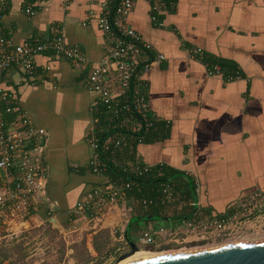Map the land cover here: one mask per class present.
Wrapping results in <instances>:
<instances>
[{
    "label": "crops",
    "instance_id": "crops-1",
    "mask_svg": "<svg viewBox=\"0 0 264 264\" xmlns=\"http://www.w3.org/2000/svg\"><path fill=\"white\" fill-rule=\"evenodd\" d=\"M104 2L110 5L113 0H10L2 26L15 43H23L45 39L50 28L59 25L67 43L79 45L95 62L108 45L97 20ZM151 5L137 0L124 23L167 57L144 77L151 112L169 122L170 132L164 140L141 144V159L185 170L196 179L203 212L227 211L236 198L264 190V0H176L173 12L164 11V26L152 21ZM187 44L232 60L248 78L225 82L221 76L209 75L202 62L187 57ZM35 60L36 75L12 67L3 85L35 125L48 131L49 183L34 202L35 214L44 225L48 216L65 220L82 190L102 187L110 179L90 170L80 176L68 168L88 164L94 150L89 145L90 155L83 157L82 137L93 129L92 112L98 101L87 81L89 67L47 53L37 54ZM126 202L92 219L60 223L59 234L65 238L76 229L73 224L95 222L90 226L94 230L89 248L93 236L104 228L117 241L114 230L120 228L115 225L127 217ZM68 252L73 253V248Z\"/></svg>",
    "mask_w": 264,
    "mask_h": 264
},
{
    "label": "built area",
    "instance_id": "built-area-1",
    "mask_svg": "<svg viewBox=\"0 0 264 264\" xmlns=\"http://www.w3.org/2000/svg\"><path fill=\"white\" fill-rule=\"evenodd\" d=\"M136 1L113 0L110 5L104 2L97 20L98 26L108 36V45L103 57L91 62L79 45L67 43L64 31L59 25L52 26L50 36L45 39L15 43L2 26V18L10 0H0V220L7 214L21 215L29 212L34 207V202L39 201L38 198L46 191L49 174V166L44 157L48 131L35 125L29 112L18 107L13 94L3 85L4 75L10 68L21 66L30 76H34L39 69L35 56L44 52H52L59 58L69 60L83 68L91 65L87 79L91 90L98 94V101L106 106L108 119L117 121L118 127L128 132L112 137L111 144L115 148L126 146L133 137L131 132H146L153 126L157 117L151 112L144 73L167 57L157 51L142 33L125 25L124 21ZM151 6L153 12L159 11L157 3L154 2ZM26 11L31 13V7ZM152 21L164 26V22L160 21L155 13L152 14ZM185 48L187 57L202 62L205 53L202 48ZM203 64L209 75L221 76L226 82L240 78L233 76L224 78L219 66L216 65L213 69L208 64ZM45 69L49 71L51 67L46 66ZM7 115H10L11 119H8ZM143 139V136L139 137V142H143ZM98 142L95 136L90 139L94 149L90 166L93 172L102 173L100 161L95 154ZM155 165H135L124 167V170L142 174ZM1 170L4 171V176ZM131 185L132 182L117 183L110 180L107 185L89 190L77 202L71 214L92 219L106 209L116 208L120 201L126 199L127 189ZM164 193L167 194L169 201L173 199V192L169 187L164 188ZM248 197L255 201L256 206H264V190L254 191ZM241 198L236 201L237 210L242 204ZM191 204L199 208L197 200ZM236 215L237 213L222 218L212 217L203 214L201 210L188 220L178 219L175 227L168 224L157 229L148 226L139 235L140 249L160 250L169 241L178 240V237L187 236L200 229L205 232L212 229L214 232L211 231L213 234L210 236L221 235L224 231L232 232L231 224L235 221L237 223ZM246 220L253 222L249 218ZM114 232L117 241L120 242L118 252L121 254L130 250L124 232L119 229H115Z\"/></svg>",
    "mask_w": 264,
    "mask_h": 264
},
{
    "label": "trees",
    "instance_id": "trees-1",
    "mask_svg": "<svg viewBox=\"0 0 264 264\" xmlns=\"http://www.w3.org/2000/svg\"><path fill=\"white\" fill-rule=\"evenodd\" d=\"M153 1L157 3L159 7V11L153 13L157 15L160 21H162L161 18H164V11L168 10L171 13L176 6V0ZM153 1L151 2L152 4L154 3ZM185 47L194 48V46L189 44L185 45ZM44 53L56 56L52 52ZM202 63L208 64V66L213 69L216 65L219 66L220 72L224 78H228L229 76H233L235 78H248L247 74L237 63H234L232 60L226 58L215 56L209 52L204 53ZM88 67L89 71H86V75H88L91 71V65ZM106 110L107 109L104 104L96 101L92 112L94 117L93 129L88 131L86 135L82 137V143L86 146V153H83V157H88L90 155V139L93 136L97 137L99 142L97 148L95 149V154L97 155V159L100 161L102 173L107 177V179H110L113 182H132L131 187L127 189L126 197V204L130 211L129 221L132 219L135 220L132 223V226H134L136 222H139L137 220L138 217L145 215L157 216L158 218L165 220H174L180 219V217L183 216L196 215L199 213L202 209L191 204L198 198L196 179L193 175H188L185 170H180L168 164L160 163H157L149 171L143 172L142 174H136L124 170V167L149 164L142 161L139 153V146L141 144H150L167 138L170 132L169 122L167 120L157 118L153 126L148 131L131 132L133 137L129 139L128 144L126 146L115 148L111 144L112 137L116 134H128V132L123 128H119L117 121L108 119L109 115ZM141 136L144 138L143 142H139V137ZM46 150L47 148L45 149L44 157L48 161ZM93 154L94 150L88 164H79L77 167L69 165V171L73 172L75 170L80 176L85 175L88 170L92 171L90 161ZM96 187H98V185L82 190L77 197L75 205L87 191ZM165 187H169L173 192V199L170 201L168 200L167 194L164 193ZM71 209L72 207L64 210L62 209V212L70 211ZM228 210H230V208ZM30 211H32L33 214L36 212L34 207H32ZM205 213L211 215L212 217L220 218L232 215L227 211L220 212L214 210H208ZM48 217L50 218L51 216ZM49 218L46 220L49 231L52 234L58 235L59 229L52 226V224L48 221ZM64 218L65 220H59L58 218L59 222L62 224L63 222H66L68 224L76 220L84 221L87 217L68 213ZM92 244L98 255H103L104 253L109 255L115 249V245H112L111 230L109 228L99 230L93 236ZM77 245V243L74 244L72 248L74 249ZM81 245H84V248L83 252L79 253L80 263L88 264L89 262L95 261L97 258L88 252V249L85 248V242H82ZM11 252L13 253L14 250H10V253L0 251L2 255V259L0 261L10 258L12 264H15V262H13L14 260H11Z\"/></svg>",
    "mask_w": 264,
    "mask_h": 264
},
{
    "label": "rangeland",
    "instance_id": "rangeland-1",
    "mask_svg": "<svg viewBox=\"0 0 264 264\" xmlns=\"http://www.w3.org/2000/svg\"><path fill=\"white\" fill-rule=\"evenodd\" d=\"M248 195L241 198L242 204L239 206V213L236 215L237 223L235 221L231 224L233 227L232 232L224 231L221 235L210 236V234H213L211 232L213 231L212 229L207 232L200 229V231L196 230L195 233H190L186 236L187 239L199 240L194 241V243L160 250L141 248L145 250L140 251L162 255L169 252L209 249L232 243L264 241V206H256L255 201L249 199ZM127 210V217L125 216L122 222L118 221L115 225L122 232H125L127 222L129 221L130 211L129 209ZM254 210L260 211L256 212ZM203 214L205 213L203 212ZM247 218L253 222L247 221ZM42 222L44 220L39 215L33 214L32 211L21 215L7 214L4 219L0 220V251L10 253V250H14L13 253L11 252V260H14L13 262L15 264H84L79 261V253H82L84 248V245H81L82 242H85V248L88 249V252L97 258L88 264H116L118 263L119 257L129 251L127 250L120 254L117 250L120 242L115 240H112V245H115V249L109 255L105 253L98 255L93 248L92 240L90 242L92 248H89L90 233L94 230L90 226L95 222L73 224L76 229L65 235V238L62 234H52L46 225L47 221L44 225H41ZM176 222V219L174 221L165 219L141 220L136 222L134 226H131L130 237L140 247L139 235L148 226L157 229L161 225L166 226L168 224L169 226L175 227ZM114 234L116 235L115 232ZM202 237L205 240H202ZM73 241L74 243L72 244ZM76 243L78 245L73 249V253H69L68 249ZM1 259L2 255L0 253ZM0 264H12V262L9 258L3 259L0 261Z\"/></svg>",
    "mask_w": 264,
    "mask_h": 264
},
{
    "label": "water",
    "instance_id": "water-1",
    "mask_svg": "<svg viewBox=\"0 0 264 264\" xmlns=\"http://www.w3.org/2000/svg\"><path fill=\"white\" fill-rule=\"evenodd\" d=\"M1 174L4 176L3 170H1ZM191 216L192 215L183 216L180 217V219L188 220ZM152 219L162 218L152 215H145L137 218L139 221ZM48 221L54 228H61V224L57 217L52 216ZM133 221V219L129 221L124 232L130 250L122 254L118 261L135 251L140 250V247L130 237V230ZM130 264H264V241L230 244L209 250L153 257Z\"/></svg>",
    "mask_w": 264,
    "mask_h": 264
},
{
    "label": "bare ground",
    "instance_id": "bare-ground-1",
    "mask_svg": "<svg viewBox=\"0 0 264 264\" xmlns=\"http://www.w3.org/2000/svg\"><path fill=\"white\" fill-rule=\"evenodd\" d=\"M258 242H260V241H258ZM240 243H254V242H240ZM232 244H239V243H232ZM228 245H230V244H228ZM224 246H226V245H224ZM214 248H217V247H214ZM209 249H213V248H209ZM209 249H202V250H209ZM140 250H145V249H140ZM140 250H137L134 253L122 258L120 261H118L117 264H130V263L141 261V260L148 259V258L171 255V254L193 252L194 251L193 250V251L169 252V253H164L162 255H159V254H152V253H148V252H143ZM195 251H201V250H195Z\"/></svg>",
    "mask_w": 264,
    "mask_h": 264
},
{
    "label": "flooded vegetation",
    "instance_id": "flooded-vegetation-1",
    "mask_svg": "<svg viewBox=\"0 0 264 264\" xmlns=\"http://www.w3.org/2000/svg\"><path fill=\"white\" fill-rule=\"evenodd\" d=\"M236 201H237V199L235 200V205H236ZM263 210H261V211H263ZM254 211L257 212V211H260V210H254ZM227 212H230L232 215L235 214V213H237V214L239 213V211L237 210V208L235 206L233 208H230V210H227ZM176 220H178V219H176ZM202 240H205V238L202 237ZM194 241H199V240H197V239H187L186 236H183L181 238L178 237V240L169 241L168 243L164 244L161 247V249H169V248H173V247H181V246H183L185 244L194 243Z\"/></svg>",
    "mask_w": 264,
    "mask_h": 264
}]
</instances>
